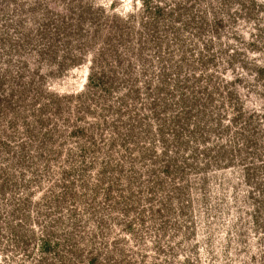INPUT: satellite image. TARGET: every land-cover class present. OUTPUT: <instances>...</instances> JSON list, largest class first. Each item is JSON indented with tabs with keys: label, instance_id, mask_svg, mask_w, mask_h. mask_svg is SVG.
<instances>
[{
	"label": "rangeland",
	"instance_id": "obj_1",
	"mask_svg": "<svg viewBox=\"0 0 264 264\" xmlns=\"http://www.w3.org/2000/svg\"><path fill=\"white\" fill-rule=\"evenodd\" d=\"M0 264H264V0H0Z\"/></svg>",
	"mask_w": 264,
	"mask_h": 264
}]
</instances>
